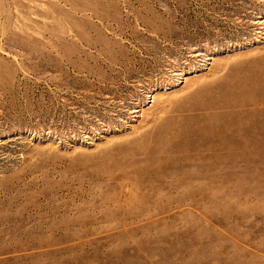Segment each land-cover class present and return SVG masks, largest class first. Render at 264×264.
Segmentation results:
<instances>
[{"label": "rangeland", "instance_id": "rangeland-1", "mask_svg": "<svg viewBox=\"0 0 264 264\" xmlns=\"http://www.w3.org/2000/svg\"><path fill=\"white\" fill-rule=\"evenodd\" d=\"M0 264H264V0H0Z\"/></svg>", "mask_w": 264, "mask_h": 264}]
</instances>
